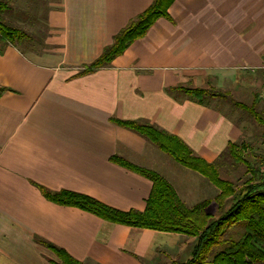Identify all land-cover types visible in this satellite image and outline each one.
<instances>
[{
  "label": "crops",
  "instance_id": "0c3cea01",
  "mask_svg": "<svg viewBox=\"0 0 264 264\" xmlns=\"http://www.w3.org/2000/svg\"><path fill=\"white\" fill-rule=\"evenodd\" d=\"M1 1V21L28 39L0 41V264L60 263L43 243L80 264L188 261L192 237L113 224L41 188L142 212L152 184L111 160L119 157L217 218L209 181L114 120L148 122L219 167L226 147L245 140L243 126L215 102L168 90L252 87L264 73V0H174L167 17L87 75L79 73L153 0Z\"/></svg>",
  "mask_w": 264,
  "mask_h": 264
},
{
  "label": "trees",
  "instance_id": "16d2710c",
  "mask_svg": "<svg viewBox=\"0 0 264 264\" xmlns=\"http://www.w3.org/2000/svg\"><path fill=\"white\" fill-rule=\"evenodd\" d=\"M173 1L153 0L144 12L114 36L112 43L105 47L97 59L85 66L79 75H87L109 66L132 42L142 38L156 20L168 16L167 9ZM5 6L6 4L0 0V14ZM26 39L28 36L23 31L6 26L0 19V41L14 43ZM4 91L5 88L0 87V96ZM168 92L184 94L201 105H208L212 100L222 98L261 122L254 105L247 107L217 90L179 86ZM256 100L258 101L257 96ZM114 123L141 135L174 162L199 173L218 188L220 194L214 200L219 207L220 215L213 218L206 214L204 211L206 204L186 208L178 201L172 187L162 177L153 171L133 166L119 157H113L111 160L147 178L152 184L144 211H120L79 193L66 190L49 192L41 188L47 200L61 206L79 208L113 224L177 233L194 238L195 244L190 259L185 263L174 264H264V179L255 178L259 172L258 168H252L249 162L240 157L241 152L237 145L229 144L221 156L228 155L233 161L245 165L251 172V178L240 191L234 190L231 182L220 179L215 165L194 156L176 136L161 131L145 121L114 120ZM227 204L228 207L225 208ZM236 225L243 227V233L239 239H232L229 237V231ZM43 244L59 258L58 264H80L63 249Z\"/></svg>",
  "mask_w": 264,
  "mask_h": 264
},
{
  "label": "rangeland",
  "instance_id": "374dc122",
  "mask_svg": "<svg viewBox=\"0 0 264 264\" xmlns=\"http://www.w3.org/2000/svg\"><path fill=\"white\" fill-rule=\"evenodd\" d=\"M263 74L259 73L256 75L257 80L254 81L255 84L250 88L240 87V88H235V90L209 88L220 91L223 94L233 98L236 102L246 105L247 107H251L252 105H254L255 112L258 113L261 122L257 121L249 113L234 107L228 100L217 98L211 101V103L215 102L219 107L223 109V111H225L228 115H231L237 122L239 121L243 126V130L245 133V140L243 141V143L237 144V146L238 148H240V152H241L240 157H242L247 162H249L252 168H258L259 172L255 176L257 180L260 178L264 179V173L261 172L260 170L261 163L264 158V98L259 97L260 95L261 96L264 95ZM258 81H261L262 86H260V83L258 84ZM255 96L258 97V101L257 100L255 101ZM220 163H221L220 166L216 167L220 179L231 182L233 185L232 187L236 191H240L242 187H244L245 184L248 183V180L252 176L251 172L247 170L245 165L233 161L232 158L229 157L228 155H222V156L220 155ZM165 181L172 187V185L167 180ZM172 189L174 191L173 187ZM216 189L219 191L220 194V190L218 188ZM227 207L228 204L225 206V208ZM242 233H243V227H241L240 225H236L230 229L229 237H231L232 239H239ZM178 262L181 263L180 261H177L176 263ZM165 264H171V263H165Z\"/></svg>",
  "mask_w": 264,
  "mask_h": 264
},
{
  "label": "built area",
  "instance_id": "2783aa9c",
  "mask_svg": "<svg viewBox=\"0 0 264 264\" xmlns=\"http://www.w3.org/2000/svg\"><path fill=\"white\" fill-rule=\"evenodd\" d=\"M260 98H264V95H262ZM260 170H261V172L264 173V158H263V161H262V163H261Z\"/></svg>",
  "mask_w": 264,
  "mask_h": 264
}]
</instances>
